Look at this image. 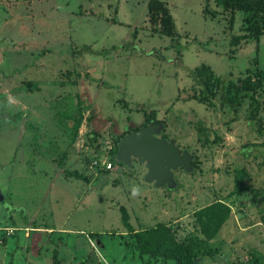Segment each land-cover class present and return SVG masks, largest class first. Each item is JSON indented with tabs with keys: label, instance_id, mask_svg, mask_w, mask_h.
I'll return each mask as SVG.
<instances>
[{
	"label": "rangeland",
	"instance_id": "1",
	"mask_svg": "<svg viewBox=\"0 0 264 264\" xmlns=\"http://www.w3.org/2000/svg\"><path fill=\"white\" fill-rule=\"evenodd\" d=\"M150 1L0 0V210L16 219L0 216V264H50L51 250L36 247L66 238L59 228L94 236L100 264H264V91L251 120L246 97L228 111L218 94L210 107L192 96L195 75L242 78L256 60L264 69V34L256 40L247 28L251 12L246 21V11L214 0L213 14L205 0H159L172 18L166 33ZM150 109L163 123L158 136L195 155V169L174 170L173 188L145 181L135 158L111 159L116 139ZM120 206L149 243L173 242L181 254L136 248ZM203 208L214 210L204 215L209 230L221 219L211 237ZM19 224L54 232L8 236L4 226ZM83 235L69 238L82 252Z\"/></svg>",
	"mask_w": 264,
	"mask_h": 264
},
{
	"label": "trees",
	"instance_id": "2",
	"mask_svg": "<svg viewBox=\"0 0 264 264\" xmlns=\"http://www.w3.org/2000/svg\"><path fill=\"white\" fill-rule=\"evenodd\" d=\"M214 1L216 2V4L230 7L232 10L237 9V10L246 11V16H245L246 21L249 20L250 16L251 17L253 16L255 19H257L255 21H252L253 23L249 22L247 25V28L250 30V32H252V34L256 36V40H258L260 36L264 34V24H263L264 15L259 14L260 12L264 11V0H214ZM166 6H167L166 4H164L163 2L159 0H152L149 3V10L152 11L151 14H154L157 16L160 15L159 18H160V21L162 22L163 30L166 33H170L169 31L171 28L170 25H171L172 18L170 14L168 13L167 11L168 9ZM204 10L205 12H208L211 14L214 13L215 10L210 8V0H205ZM249 13L251 14L250 16H249ZM257 15H259V17ZM255 66H256V70L251 75H247L242 78L240 77L239 78H228L225 80H222L218 77H214L209 83L206 81H200L198 79V77L200 76L197 74L198 77H196L195 75L194 78L196 82L199 84V86L201 85V87L194 86L192 90L193 91L192 96L197 101L203 103L207 107H210L213 105L212 98L216 96V94H218L220 105L222 107H226L228 111H235L237 107L239 106L241 99L243 97H246L248 100L247 118L251 120L254 113L256 112V107H257L256 92L259 89L264 91V86H263L264 69H261V67L259 66V62L257 60L255 62ZM143 113H144L143 122L139 126L135 128H131L128 131L137 129L149 123L161 121L158 118L157 112L153 109L144 110ZM202 130H203L202 127H198L197 129L198 133L201 132ZM125 133L126 132H123L120 135V137L123 136ZM91 134H92L91 136L92 142L95 143V141L98 139V134L96 132L91 133ZM119 138L116 139L115 146L112 149L113 155L111 159L113 163L117 162V160L115 159V153L117 150V143H118ZM194 160H195V155L192 160V165L195 169V164H193ZM76 175L78 176V174ZM120 210H121V219L124 223V226L127 228V231L129 233H133L135 236L134 237L135 242L133 243V245L136 248L142 251H150V252L154 251L155 253L160 251V249H165V250L171 249L173 253L178 252L179 254H181L182 251H181L180 246L173 242L168 243V242L160 241V242L154 243V245L152 243H149L148 236L145 235L143 231H135L132 225L129 223L128 214L125 208L123 206H120ZM198 214H199V220L202 225L201 230H203V232L208 237H211L213 233H215L217 229V225L219 224L221 219L217 218L214 221L212 230H209L208 224L206 222V217H204V215L208 214L209 217H211L214 214V210L203 208L202 210L198 212ZM159 234L161 235L159 238L163 237L161 233Z\"/></svg>",
	"mask_w": 264,
	"mask_h": 264
},
{
	"label": "water",
	"instance_id": "3",
	"mask_svg": "<svg viewBox=\"0 0 264 264\" xmlns=\"http://www.w3.org/2000/svg\"><path fill=\"white\" fill-rule=\"evenodd\" d=\"M4 116L0 114V117ZM163 123L160 121L143 125L127 131L117 143L115 159L129 165L132 158L143 162L146 172L143 179L155 186L173 188L177 185L173 171L181 167L185 171L194 169L192 160L194 154L187 149H180L172 140L158 136ZM125 126L124 130H127ZM3 195L0 192V201Z\"/></svg>",
	"mask_w": 264,
	"mask_h": 264
},
{
	"label": "crops",
	"instance_id": "4",
	"mask_svg": "<svg viewBox=\"0 0 264 264\" xmlns=\"http://www.w3.org/2000/svg\"><path fill=\"white\" fill-rule=\"evenodd\" d=\"M0 192H1V188H0ZM4 199V197H3ZM3 201V200H2ZM0 201V202H2ZM7 208V207H5ZM0 216H1V220H5V218L7 219H11L13 222L16 221V219H14L15 217L11 214V213H5L3 211L0 210ZM21 220V219H20ZM22 221V220H21ZM31 228L35 231H40V232H54V228L52 227H46V226H41V225H28V224H19V226H15V225H9V226H4V230H10L12 232V234H8V236H14L15 231L18 230H22L24 233V237L25 238H29L30 236V231ZM2 230V229H1ZM64 231L67 234L66 238H63L62 236H58L56 239H52L50 237V235H48L47 238H45V241H42V243L38 244V247H36V241L34 240L32 244H29L27 246V250L29 251V255L33 256L32 254V250L36 247V248H43V250L45 252H47L48 250H51V252L49 253L50 255V264H91V261H94L93 259H91V256L94 257L95 260H97V264H100V259L98 257V255L102 257L103 260L104 256L101 253V245L99 243H97V240H94L95 237L91 236V234H87V235H83V233L81 234V230H79L80 232L78 233L76 229H71V228H63L57 231V232H61ZM80 234L83 235L85 238V245H86V249H84V251L82 252V248L80 247V242L77 241V239L75 240H70L69 238H72L71 236H73V234ZM97 233V232H96ZM71 235V236H70ZM7 236V237H8ZM6 237V240H7ZM19 237H15L14 239V245L15 243L17 244L18 247V241ZM36 242V243H35ZM16 247L14 246L13 248V252L15 251ZM35 256L38 257V253L35 254ZM34 256V257H35ZM36 257V258H37ZM40 257V256H39ZM38 260H40L42 262V257L39 258ZM110 259V258H109ZM109 259L107 261H105V264H111L109 263ZM11 260H13V256L11 257ZM30 262H32V260H29ZM100 261V262H99ZM9 263V260H8ZM7 262H4L2 264H8ZM14 264V262L12 263Z\"/></svg>",
	"mask_w": 264,
	"mask_h": 264
},
{
	"label": "built area",
	"instance_id": "5",
	"mask_svg": "<svg viewBox=\"0 0 264 264\" xmlns=\"http://www.w3.org/2000/svg\"><path fill=\"white\" fill-rule=\"evenodd\" d=\"M93 164H98V161L94 160ZM101 164H102L101 166H104L105 169H110L111 166H112L111 162H106L105 163V161H102Z\"/></svg>",
	"mask_w": 264,
	"mask_h": 264
}]
</instances>
